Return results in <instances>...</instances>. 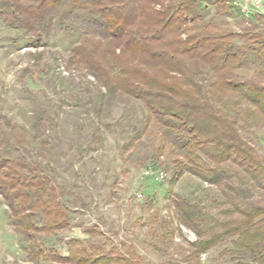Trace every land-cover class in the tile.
Here are the masks:
<instances>
[{"label":"rangeland","instance_id":"obj_1","mask_svg":"<svg viewBox=\"0 0 264 264\" xmlns=\"http://www.w3.org/2000/svg\"><path fill=\"white\" fill-rule=\"evenodd\" d=\"M203 17L217 30L252 27L264 33V0L208 3ZM81 35L77 29L57 27L34 42L0 17V155L39 164L60 187L67 207L69 226L39 233L43 247L65 255V242L81 238L120 256L125 252L121 244L131 246L144 264H264V213L249 227L237 229L240 214L233 206L264 209V188L237 166L225 188L190 173L170 183L174 152L180 153L172 147L175 134L147 127L139 100L111 93L86 67L70 63ZM258 69L264 70V64L249 57L235 76L264 82ZM210 77L208 69L200 75L205 91ZM240 130L264 162V126ZM147 167L152 175L145 174ZM169 188L194 207L189 226L179 219L175 198L167 199ZM166 220L172 222V238L162 237ZM94 227L101 234L91 239L86 229ZM201 239L213 243L187 258ZM24 244L0 195V264H70L35 263L27 258Z\"/></svg>","mask_w":264,"mask_h":264},{"label":"trees","instance_id":"obj_2","mask_svg":"<svg viewBox=\"0 0 264 264\" xmlns=\"http://www.w3.org/2000/svg\"><path fill=\"white\" fill-rule=\"evenodd\" d=\"M222 2L4 0L0 17L34 42L57 27L79 30L81 39L71 51L70 63L86 67L111 93L139 100L146 110L147 127L175 134L172 147L180 153L174 152L170 183L190 173L225 188L231 185L233 166H237L264 188V162L240 130L264 126V82L235 76L249 57L264 64V33L252 27L243 32L217 30L205 22V4ZM205 69L211 71L206 91L200 78ZM0 195L11 224L23 237L27 258L35 263L144 264L133 247L122 244L121 256L90 239H68L65 255L43 247L39 233L54 234L67 228L69 220L60 187L36 162L0 155ZM166 197L175 198L179 219L189 226L194 207L170 188ZM233 206L240 214L237 229L249 227L264 213L259 206L234 202ZM171 223L164 221L167 232L162 237L172 238ZM195 231L200 237V231ZM86 233L91 239L101 234L96 227ZM208 243L213 239L197 240L187 258L197 257Z\"/></svg>","mask_w":264,"mask_h":264},{"label":"built area","instance_id":"obj_3","mask_svg":"<svg viewBox=\"0 0 264 264\" xmlns=\"http://www.w3.org/2000/svg\"><path fill=\"white\" fill-rule=\"evenodd\" d=\"M256 2H260V0H256ZM153 170H152V167H147V168H145V174L146 175H152L153 174ZM162 175H163V172H161V173H159V176L157 175V177H162ZM141 194H139V196H140Z\"/></svg>","mask_w":264,"mask_h":264}]
</instances>
